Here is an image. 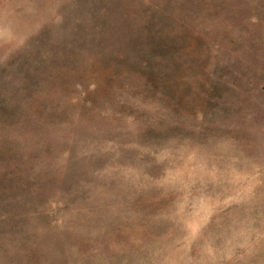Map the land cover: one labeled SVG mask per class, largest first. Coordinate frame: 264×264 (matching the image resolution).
<instances>
[{
	"label": "rangeland",
	"instance_id": "374dc122",
	"mask_svg": "<svg viewBox=\"0 0 264 264\" xmlns=\"http://www.w3.org/2000/svg\"><path fill=\"white\" fill-rule=\"evenodd\" d=\"M0 264H264V0H0Z\"/></svg>",
	"mask_w": 264,
	"mask_h": 264
}]
</instances>
